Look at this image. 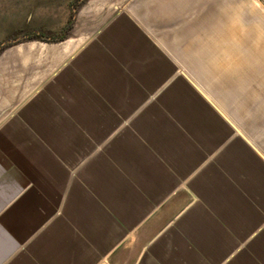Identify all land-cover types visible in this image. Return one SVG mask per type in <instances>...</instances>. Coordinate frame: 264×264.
Here are the masks:
<instances>
[{
	"label": "crops",
	"instance_id": "1",
	"mask_svg": "<svg viewBox=\"0 0 264 264\" xmlns=\"http://www.w3.org/2000/svg\"><path fill=\"white\" fill-rule=\"evenodd\" d=\"M244 10L63 12L60 56L0 121V264H264V107L217 51Z\"/></svg>",
	"mask_w": 264,
	"mask_h": 264
},
{
	"label": "rangeland",
	"instance_id": "2",
	"mask_svg": "<svg viewBox=\"0 0 264 264\" xmlns=\"http://www.w3.org/2000/svg\"><path fill=\"white\" fill-rule=\"evenodd\" d=\"M130 2L0 0V121L44 83L49 58L60 56L63 12L72 20L79 11H89L96 27L126 9ZM244 13L245 20L240 22L244 32L239 33L240 37L231 33V47L218 48V57L221 66L239 71L245 77L248 93L255 90L260 93L257 99L264 107V4L260 0H245ZM239 38L246 42L233 46L232 41ZM192 71L202 84L207 82L200 66ZM230 102L233 113L236 106Z\"/></svg>",
	"mask_w": 264,
	"mask_h": 264
},
{
	"label": "water",
	"instance_id": "3",
	"mask_svg": "<svg viewBox=\"0 0 264 264\" xmlns=\"http://www.w3.org/2000/svg\"><path fill=\"white\" fill-rule=\"evenodd\" d=\"M264 4V0H260Z\"/></svg>",
	"mask_w": 264,
	"mask_h": 264
}]
</instances>
